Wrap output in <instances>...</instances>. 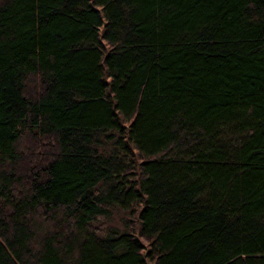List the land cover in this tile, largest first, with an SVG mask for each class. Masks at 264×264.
<instances>
[{"label":"trees","instance_id":"obj_1","mask_svg":"<svg viewBox=\"0 0 264 264\" xmlns=\"http://www.w3.org/2000/svg\"><path fill=\"white\" fill-rule=\"evenodd\" d=\"M0 264H264V0H0Z\"/></svg>","mask_w":264,"mask_h":264}]
</instances>
